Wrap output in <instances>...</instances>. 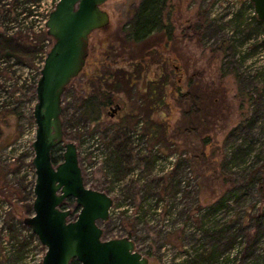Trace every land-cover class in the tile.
Instances as JSON below:
<instances>
[{"label":"rangeland","instance_id":"rangeland-1","mask_svg":"<svg viewBox=\"0 0 264 264\" xmlns=\"http://www.w3.org/2000/svg\"><path fill=\"white\" fill-rule=\"evenodd\" d=\"M31 1L35 2L37 0ZM140 1H107L102 5L101 9L107 13L109 24L104 30L93 31L90 34L87 43V58L83 69L66 87V93L63 100H61V109L64 113L63 117H60L65 127V129L62 127V135L66 138L63 137L64 140L57 147L58 149L54 155L60 156L61 147L64 143H73L76 147L78 166L81 162L84 164L81 165L83 168L87 163V158L78 148L80 130L94 131L104 143L113 145L118 154L122 155L124 165L122 169L138 168L144 183H129L122 189L121 197L115 198L113 191L109 189L112 184H109V179L105 176L103 169L97 167L85 177L86 187L107 194L113 205H117L119 200L125 198H129L131 203L137 204L142 195L145 196L150 193L149 195L161 197L173 203L177 215L182 220L189 217V221L191 219L196 221L198 218L194 208L213 206L220 199V196H225L227 190L239 189L237 197L227 203L231 214L227 216V224L225 222L224 224H234L236 229L244 234V241H248L256 231L254 227L255 220L252 217L260 214L264 206V162L256 164V172L252 173L245 172L241 168L228 170L225 166L227 158L224 152L229 146L235 147L245 140H253L255 142L253 153L258 152L260 154L259 158L264 159V43L262 48L254 49V45H245L242 47L247 49L245 51L240 50L237 45L230 41L229 30L223 27V24L227 22L226 18L223 22L220 21L218 26L217 24L212 26L210 17L211 1L167 0L164 11L169 15V20L173 26L172 40L164 44V38L162 39L160 35H154V41L151 40L150 42L152 44L160 42L166 47L160 53L158 67L161 68L163 74L160 76V81L168 83L166 86L168 87L167 94L171 96L170 90L172 89L184 93L188 78L192 74L200 72L203 83L220 87L224 95L223 115L227 118L221 124L213 127L210 133V145L206 153L211 158L209 164L200 166L203 173L201 178L191 170L192 167L189 163V167L187 165L188 156L183 148L179 146L182 139L176 144L162 141V139L159 141L162 144L163 152H174L181 157L178 158L173 172L166 177L164 175H151L148 165L149 157L142 158L130 148L126 135L127 130L132 129L137 120L145 123L149 114L143 101L145 99L137 94V88L139 87L137 83L122 88L117 103L107 109L98 123L89 126L78 118V111L73 105H76L87 94L86 86L96 87V79L92 78L96 64H102L99 65L102 66V73L107 69L106 63H108V60L104 52L108 51V46L101 43L102 39L121 35V30L133 17ZM243 1L232 0L237 7H240ZM11 2L0 0V34L3 31L5 32L2 28V22L5 21L4 16L8 15L9 18H14L11 11L8 14L4 13V10H6L4 4L13 5L14 1ZM197 15H201L200 20L203 22V30L196 34L185 32V27L190 22L192 23ZM16 38L24 39L28 48L36 45L40 48L47 40L43 35L37 39L36 44H31L23 36H16ZM50 43L53 45V40ZM241 53L244 54L241 55ZM31 54L30 57L25 58L19 64L21 63L30 68L35 67L36 62L34 59L37 51L32 50ZM0 59L5 62L8 60L5 57H0ZM14 59L17 62L16 58ZM168 61L176 65L175 69H173L172 63L169 64ZM128 65L131 64L128 63ZM114 67L118 68L120 66L112 64L109 69L112 70ZM124 68L128 69L125 65ZM149 71L151 72L145 76L147 91L150 89L148 82L152 79V74L154 71L158 72V70L156 67L151 66ZM18 78H20V75H16L8 64L3 66L0 63V92L5 100L9 99L8 104L10 102L15 104L12 108L9 107L0 112V196L7 199L16 198L5 226H0V264H41L45 248L24 227L21 233H14L11 226L12 220L23 222L24 218L32 215V210H29L34 197L32 190L28 184L24 183V179L20 175L18 176L16 165L6 163L1 156L5 154L6 147L17 140L32 124V94L31 92H23L22 87L16 85ZM11 82L14 85L8 88V83ZM142 95L145 96L146 93L144 92ZM168 98L165 99V103L163 101L160 104V109L164 112L163 116H159L155 112L151 114L152 119H159L163 123L165 121L170 126L165 133L167 138L171 135L172 125L180 116L176 103L172 101L171 97ZM168 107L171 108V113H169ZM166 115H168V118L165 117ZM249 119L254 121L250 126ZM182 157H186V159ZM80 171L82 173L81 169ZM190 177L194 180L192 185L189 181ZM251 177L252 181L250 180ZM255 178L257 180H254ZM172 181H183L184 188H181V186L179 189L178 187L174 188ZM5 187H12L11 195L9 191L6 192ZM23 187H26V189ZM174 190L180 194V199H175L174 195L176 193L173 194ZM61 207L71 212L70 220L75 218L77 209L72 199L64 200ZM97 225L102 231V240L129 238L134 245V250L144 257L148 264H179L178 258L174 257L176 250L182 245L193 243L194 239L196 240L200 236L196 234L193 237L192 233H186L168 237L154 228L138 225L124 218L118 220L112 217L105 222H98ZM24 242L28 246L23 257L18 253V250ZM165 242L171 243L175 248L168 256H165L161 250ZM222 244V241L219 242V248ZM250 249L252 250V247ZM228 256L224 253V257L228 258ZM243 256L242 253L238 258L241 259ZM251 256H255V253ZM234 264H244V260H238Z\"/></svg>","mask_w":264,"mask_h":264},{"label":"trees","instance_id":"trees-1","mask_svg":"<svg viewBox=\"0 0 264 264\" xmlns=\"http://www.w3.org/2000/svg\"><path fill=\"white\" fill-rule=\"evenodd\" d=\"M166 3L167 0H141L133 17L121 30V35L113 36L111 38L105 37L102 39L101 43L108 46V51L104 52L105 57L108 60V63H106L107 69L102 73V66H99L102 64H96L94 75H92V78L96 79V87L86 86L88 91L87 94H85L80 101L73 106L78 111V118L82 122L89 126L94 125L100 121L107 109H110L117 103L118 96L122 93V88L125 86L130 87L136 83L139 84L137 94L145 99L143 101L149 112L146 122L144 123L141 121L143 134L147 137L149 143L158 144L160 147L162 145L159 142L161 139L162 141H169L174 144L182 139L181 142L179 141V146L183 148L185 154L189 157H187L186 160L188 161L187 165L189 163L192 167L191 170L201 178L203 173L200 166L210 163L211 156L206 153L207 148L210 145V133L213 130V127L221 124L227 118L223 115L225 99L220 87L203 83L200 72H196L188 78L184 93L172 89L170 90L171 96L170 94H167L168 87L166 86L168 83L160 81V76L163 74L161 73V68L158 67L160 63L158 58L160 53L163 52L166 47L160 42H155L154 44L150 43L151 40L154 41V35H160L162 39L164 38V44L169 43L172 40L173 26L169 20V15L164 11ZM200 19L201 15H197L196 19L185 27V32H192L194 34L200 33L203 30V22H201ZM239 19L238 21L236 20L232 26L235 30H237L239 23L241 22ZM256 23L257 27L253 29L249 28L245 37L261 30L262 23L260 21ZM32 50L36 51L35 47L31 46L28 48L24 39L5 37L0 34V57H14L18 62H22V60L32 55ZM220 50H222V48H220ZM128 63L131 65H128ZM168 63H172V67L175 69L176 65L173 62L168 61ZM112 64H115L116 66L119 65L120 67H114L111 70L109 69V66ZM124 65L127 66L128 69H125ZM151 66L156 67L158 72H152V79L148 82L150 84V89L147 91L145 76L147 73L149 74L151 72L149 71ZM89 80H91V78H89ZM144 92L146 93L145 96L142 95ZM65 93L66 89L63 92L61 100H63ZM168 97H171L172 101L176 103L180 116L172 125L171 135L167 138L165 133L170 126L167 125L165 121L163 123L159 119H152L151 114L155 112L159 116H163L164 112L160 109V104L163 101L165 103V99ZM168 111L171 113L170 107H168ZM63 113L64 111L61 109V118L63 117ZM168 115L165 117L168 118ZM253 122L254 121L249 119V126L252 125ZM135 123L132 126V129L135 127ZM61 124L65 129L63 121H61ZM132 129L127 130V132ZM63 137L65 136L63 135ZM254 144L255 142L253 140H245L238 146L227 147L224 152L227 158V161L225 162L227 169L234 170L236 168H241L245 172H256V164L263 163L264 159L259 158L260 154L258 152L253 153ZM105 146L109 150V156L104 163V172L106 174L105 176L109 179V184H112L113 186L114 183H117L123 178L128 169H122L124 166L122 155L118 154L113 145L105 143ZM57 149L58 148L53 149L52 152L51 160L53 165H56L60 161V156L54 155ZM182 158L186 159V157ZM122 172L123 174H121ZM250 180H253L252 177ZM254 180L257 179L255 178ZM172 184L174 188L178 186V182L172 181ZM23 188L26 189V187ZM112 188L113 187L110 185V191H112ZM11 189L12 187H5L6 192L9 191L10 195L12 193ZM176 192L177 191L174 190L173 194ZM238 192L239 189L227 190L225 196H220V199L218 200V203L220 204L217 209V206L215 207L214 211L229 210L225 205V201L227 199L230 200V198L235 199ZM0 199L7 201L10 200L9 198L7 199L6 197L1 196ZM200 208L201 207L194 209L198 211ZM29 210H32V204L30 205ZM228 213L231 214L230 211ZM252 218L255 220L254 227L256 231L254 236L248 241H244V234L239 232L234 224L231 223L224 227H218L215 224L214 228L208 229L213 235L208 234V231L205 230L203 236L198 242V248L193 252L192 257L183 264L217 263L219 257L224 253L223 251L227 247H232L233 245H236L237 247L240 245L242 248L240 254L243 253L244 255L243 258H241L244 260V264H264V206L261 213ZM16 221L17 222H15V220L11 221L14 233H18L16 225L22 223V221ZM14 222L17 224H14ZM221 241L225 245L222 244L219 248L218 244ZM27 246L28 244L24 242L20 245L18 250V253L23 257L26 254ZM250 247H252V250ZM253 253H255V256L252 257L251 255H253ZM236 256L237 254L232 258L225 257L222 264H234ZM69 264L78 263L76 261H71Z\"/></svg>","mask_w":264,"mask_h":264},{"label":"water","instance_id":"water-1","mask_svg":"<svg viewBox=\"0 0 264 264\" xmlns=\"http://www.w3.org/2000/svg\"><path fill=\"white\" fill-rule=\"evenodd\" d=\"M107 1L118 0H59L46 22L53 45L35 88L34 199L32 215L23 219L24 226L45 248L41 264H148L134 250L131 240L101 239L97 223L107 221L112 200L85 186L75 145L64 143L60 161L53 165L51 160L53 149L63 140V92L83 69L90 34L109 24L107 13L101 9ZM248 1L256 19L264 25V0ZM66 199H72L77 209L73 220L71 212L61 207Z\"/></svg>","mask_w":264,"mask_h":264},{"label":"built area","instance_id":"built-area-1","mask_svg":"<svg viewBox=\"0 0 264 264\" xmlns=\"http://www.w3.org/2000/svg\"><path fill=\"white\" fill-rule=\"evenodd\" d=\"M4 1H14L13 5H6V3L4 4V6H6V10H4V13L8 14V12L11 11L13 12L14 18H9L8 15L4 16L5 21L2 22V28L5 30V32L3 31L2 35H4L5 37L23 36L25 37V39L30 41L31 44H36L37 39L40 36L44 35L47 38L42 47L39 48L38 45L35 46L37 54L34 59L36 64L33 68L26 67L21 63L19 64V62H16L13 57L8 58V60H6L7 62H5L3 59H0V63H2L3 66L8 64L16 75H20V78H18L16 85L18 87H22L23 92H31V98L34 107L36 103L35 88L40 78V72L43 68L44 60L52 45L50 43L52 41L51 38L47 36L46 22L49 18L50 13L53 11L55 4L59 0H38L35 2L28 0ZM209 1H211L210 17L212 19V26L216 24L218 26L219 22H223V20L226 18L225 20H227V22L223 24V27L229 30V39L234 45H237V47L243 51L247 49L246 47H242L245 45H254V49L262 48V45L264 43L263 25L262 30H260L261 33L258 32L245 37L247 30L249 28L253 29L257 27L256 22H258L253 7L248 0H244L240 7H237L236 3L232 2V0H206V2ZM237 17L238 19L240 18L239 20L241 22L239 23V27L237 28V30H235V28H233L232 26L234 25L236 20L238 21ZM243 54L244 53H241V55ZM13 85V82L8 83V88H11ZM8 102L9 99L5 100V97L2 96L0 92V112L2 110L8 109L9 107L12 108L15 105L13 102H10L9 104ZM30 126L31 127L25 130L17 140L6 147L5 154L1 156L5 159L6 163L16 165V167L18 168V176L20 175L24 179V183L28 184L30 189L33 191L35 183V170L32 165V160L34 157L32 144L35 140L36 134V126L33 122V118L32 124ZM80 132L81 135L78 148L87 158V163L83 168L81 167V165L84 164H82L81 162L79 163L85 182V177L93 169L97 167L100 169L101 167V169H103V172L105 171V167L103 164L105 163L106 158L109 156V150L97 133H94L87 129L82 131L80 130ZM127 138L130 148L135 153H138L142 158L149 157L148 165L151 175H164V177L170 175L176 166L178 158H181L174 152H163L162 148L158 144L149 143L147 137L143 134L141 121H139L132 130L127 132ZM189 181L191 185L194 184V180L192 179V177H190ZM129 183H144V179L141 176L140 170L138 168L133 167L132 169H128L123 178L117 183L113 184L112 191L114 197H121L120 195H122V189ZM180 186L181 188H184L183 181L178 182V189L180 188ZM142 196L137 201V204L131 203L129 198L119 200V203H117V205L112 204L108 210V219L112 217L118 220L124 218L126 220L137 223L138 225H145L154 228L160 231L164 236L168 237L186 233H192L194 237L196 234H199L200 236L197 237L196 240L194 239L193 243L182 245L179 249L176 250L174 257L176 256V259L178 258V260L180 261L179 264H183L185 261H188L192 257L193 252L198 248V242L203 236V232L205 230L208 231V229L214 228L215 224L218 227H224L227 224V216L230 215V213H228L229 210L214 211L215 207L217 206V209L218 205L220 204L217 201L213 206L201 207L198 211L195 210L196 217L198 218L196 221H193L192 219L189 221V217L186 218V220H182L177 215L174 204L170 203L167 199H162L161 197L149 194ZM174 197L175 199H180V194L176 193ZM230 200L227 199L225 201L226 206L227 203L230 202ZM15 201L16 198L14 197L9 201L0 199V226H5L8 214L12 211V203ZM15 222L17 221L15 220ZM15 222L14 224H17ZM224 222L226 224H224ZM22 224L23 223H21L20 225H16L18 232L21 233L24 227L25 229H27L30 235L35 237L31 233L30 229L24 225L22 226ZM208 234L213 235V233L209 231ZM161 250L164 252L165 256H168L175 250V248L171 243L165 242ZM241 250L242 248L240 247V245L238 247L236 245H233L232 247H227L223 252L226 255H229L228 258H232L235 254H237L236 260L234 261L235 263L236 261L240 260L238 256H240L239 252H241ZM224 253L219 257L218 262L213 264H222V261L225 258Z\"/></svg>","mask_w":264,"mask_h":264}]
</instances>
